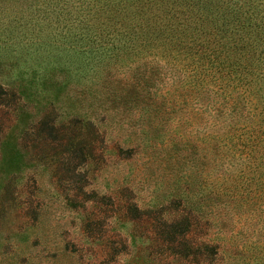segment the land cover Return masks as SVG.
I'll list each match as a JSON object with an SVG mask.
<instances>
[{"label": "trees", "instance_id": "16d2710c", "mask_svg": "<svg viewBox=\"0 0 264 264\" xmlns=\"http://www.w3.org/2000/svg\"><path fill=\"white\" fill-rule=\"evenodd\" d=\"M26 5L28 11L0 10V102L48 109L30 128L17 112L19 136L0 140V211L10 196L8 174L25 165L17 136L83 161L106 149L113 130L120 139L111 151L118 154L178 153L191 161L185 178L174 176L165 201L126 203L129 218L148 217L154 251L182 264L223 259L209 225L216 233H244L251 218H264V0ZM199 118L198 135L192 129ZM197 183L199 196L186 197ZM262 229L251 244L256 252L235 246L232 264H264Z\"/></svg>", "mask_w": 264, "mask_h": 264}, {"label": "rangeland", "instance_id": "374dc122", "mask_svg": "<svg viewBox=\"0 0 264 264\" xmlns=\"http://www.w3.org/2000/svg\"><path fill=\"white\" fill-rule=\"evenodd\" d=\"M29 1L0 0V10L17 6L28 11ZM47 109L44 103H27L23 110H14V105L0 102V140L11 132L19 136L15 124L20 116V123L30 128ZM193 114L199 116L197 111ZM183 128L189 129L190 123ZM201 128L199 118L192 130L199 135ZM18 136L17 141L26 150L25 165L8 174L10 196L2 201L4 208L0 211V264H182L154 251L156 242L148 217L131 219L125 214V206L129 201L144 208L165 201L174 176L183 179L190 171L187 166L191 161L185 155L175 153L164 159L150 153L118 154L111 147L120 137L109 130L106 149L82 161L71 154L55 153L50 143L39 142L41 150L37 153L32 136ZM198 188L197 183L194 189H185L186 197L197 198ZM263 221L251 218L248 229L236 234L228 230L216 233L209 225L207 235L213 239V234H219L213 240L222 243L224 256L211 264H232L236 259L230 254L235 246L245 249L243 253L256 252L251 244L263 236ZM112 248L120 251L111 254Z\"/></svg>", "mask_w": 264, "mask_h": 264}]
</instances>
